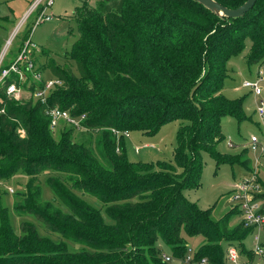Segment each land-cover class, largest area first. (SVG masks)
<instances>
[{
    "label": "trees",
    "instance_id": "obj_1",
    "mask_svg": "<svg viewBox=\"0 0 264 264\" xmlns=\"http://www.w3.org/2000/svg\"><path fill=\"white\" fill-rule=\"evenodd\" d=\"M215 1L236 9L247 0ZM5 19L0 17V25ZM72 20L78 38L65 58L76 73L53 60L38 67L43 77L48 72L62 82L46 105L7 96L13 83L32 93L40 84L30 73L28 88L15 74L0 86V181L19 172L28 178L14 211L20 218L33 216L46 233L26 221L20 234L14 233L1 208L0 264H171L162 261L157 243L178 261L187 242L197 237L202 243L194 250L195 262L228 264L229 247L252 259L244 241L254 229L239 220L232 225L237 207L214 219L210 209H199L182 192L198 186L204 154L217 167L245 166L243 152L216 149L224 139L223 117L238 123L247 119L243 99H228L222 90L227 63L246 40L251 43L248 65L264 61V0H256L239 19L218 18L192 0H103L96 7L76 8ZM48 108L84 116V142L76 141L81 134L71 126H62L55 138ZM173 121L179 126L172 163L128 160L124 133L152 136ZM94 136L105 165L91 149ZM41 174L48 176L53 202L42 199ZM255 199L264 207V187ZM68 242L81 249L70 251Z\"/></svg>",
    "mask_w": 264,
    "mask_h": 264
},
{
    "label": "rangeland",
    "instance_id": "obj_2",
    "mask_svg": "<svg viewBox=\"0 0 264 264\" xmlns=\"http://www.w3.org/2000/svg\"><path fill=\"white\" fill-rule=\"evenodd\" d=\"M35 1L0 0V17L6 18L0 25L1 50L6 42L12 38L5 62L12 60L22 42L29 38L35 45L36 52H38L35 55L37 67L53 60L58 66L65 67L68 65L76 73L73 63L68 62L65 58L72 44L78 38L72 15L76 8L83 4L96 7L103 0H53L52 6L46 10L47 15L52 16V20H42L38 23H36L37 11L30 12ZM17 28V35L13 38L12 35ZM250 48L251 43L246 40L243 51L229 59L227 63L228 77L224 81L222 90L223 95L228 99H243V108L247 119L238 123L232 117H223L221 119V131L224 139L216 147L218 152L224 154L239 155L243 152L242 158L246 161L245 166L220 164L217 167L213 158L204 154L198 186L182 192L185 199L196 204L199 209H210L214 219H220L233 207V203L229 199L232 195V189L240 181L249 179L255 174V180L260 181H258L257 192L260 193L264 187V148L262 150L261 147L264 144V125L256 112L259 102L264 103V61L248 65L247 57ZM258 73H261L262 77L260 83L262 94L255 96L251 90L242 87V83L254 80ZM45 76L50 78L48 72L45 73ZM29 97L28 94H24L25 100ZM178 126V121L166 123L157 134L152 136H146L139 131L123 134L128 160L139 163H156L157 161L172 163V151L175 147ZM61 128L62 126L53 132L55 138H58ZM85 133L87 132L80 131L79 134L81 135L77 139L75 138L76 141L83 143L86 137ZM252 136L258 139L256 150H253L250 144ZM96 141V136L90 140L91 149L98 161L105 165L102 151L97 147ZM229 143L232 144L231 147H229ZM47 177L44 174L38 176L37 185L41 190L42 199L51 202L54 196L46 185ZM27 182L28 178L21 172L9 180L0 181V209L7 210L14 233L20 234V224L26 221L35 224L38 232L45 235L44 226L37 219L33 216L20 218L14 211V203L18 196L25 191ZM84 198L93 207L101 208L100 202L96 199L87 195ZM257 202L261 207L263 206L259 199ZM57 204L59 205V203ZM237 221L238 218L233 217L232 225H235ZM256 236L258 237L257 244L264 250V227H262L260 230H255L249 234L244 241L246 252L254 251ZM187 243L192 250H196L202 243V238L197 237ZM67 244L70 251L81 249V246L76 243L68 242ZM157 248L162 254H169V249L160 241L157 243ZM238 255L239 264H264V256L258 253H254L252 259L239 251Z\"/></svg>",
    "mask_w": 264,
    "mask_h": 264
},
{
    "label": "built area",
    "instance_id": "obj_3",
    "mask_svg": "<svg viewBox=\"0 0 264 264\" xmlns=\"http://www.w3.org/2000/svg\"><path fill=\"white\" fill-rule=\"evenodd\" d=\"M53 0H36L31 8L30 12H35L39 8L41 11L37 13L36 23L44 20H52V16L47 15L46 10L52 6ZM26 18V17H25ZM18 28L14 31L12 37L14 38L17 35ZM10 38L5 46L0 51V86L3 84L4 80L8 78L11 74H15L18 77L19 83L26 84V88L30 86V83L27 82L26 73H30L34 82L40 84L35 90L31 93L27 89H24L21 86H16L15 83L9 84L6 89V94L10 99L15 101H24V94H28L33 98L34 101H38L43 105L47 104V99L51 92L55 90L56 87H60L62 82L57 78H46L43 77V74L39 72L38 67L33 61L35 57L36 48L35 45L31 42L29 38L23 41L22 46H20L19 51L16 56L5 62L7 52L11 46ZM262 81L261 73H258L257 77L252 81H244L242 87L249 89L255 96H260L262 94V88L260 83ZM29 97V98H30ZM28 100V99H26ZM2 112V111H1ZM0 112V113H1ZM259 117L261 118L264 125V103L259 102V105L256 109ZM45 115L50 118L51 131H55L58 127L61 126H71L77 131H81V121L84 119V116L80 118H74L66 111H61L58 108H48L45 110ZM20 135H24V131H18ZM127 134V133H124ZM258 139L254 136L250 139V144L252 149L256 150ZM229 147L232 144H228ZM262 150L264 144L261 145ZM256 176H253L249 179L240 181L232 189V195L230 201L233 203V206L237 207L239 210L238 220L245 228H253L255 230H260L264 227V207L260 206L255 199V194L259 188L256 183ZM258 237H255V248L253 253H258L259 255L264 256V250L257 244ZM161 259L165 263L171 264H208L205 258L201 259L199 262L194 261V250L191 249L189 245L186 246V253L181 260L176 261L169 254H161ZM226 260L228 264H239V255L235 248L229 247L226 251Z\"/></svg>",
    "mask_w": 264,
    "mask_h": 264
},
{
    "label": "water",
    "instance_id": "obj_4",
    "mask_svg": "<svg viewBox=\"0 0 264 264\" xmlns=\"http://www.w3.org/2000/svg\"><path fill=\"white\" fill-rule=\"evenodd\" d=\"M210 11L218 18L239 19L248 13L255 5L256 0H247L236 9H228L215 0H192Z\"/></svg>",
    "mask_w": 264,
    "mask_h": 264
}]
</instances>
